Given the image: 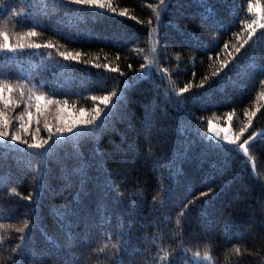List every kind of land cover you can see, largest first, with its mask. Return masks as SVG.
<instances>
[{"label":"trees","instance_id":"trees-1","mask_svg":"<svg viewBox=\"0 0 264 264\" xmlns=\"http://www.w3.org/2000/svg\"><path fill=\"white\" fill-rule=\"evenodd\" d=\"M111 2L115 13L66 0H0L10 35L35 27L42 35L34 42L56 46L0 54V75L28 77L85 109L94 106L85 97L133 84L94 135L47 152L0 147V264H197L196 253L211 260L199 264H264V29L235 52L255 0H168L166 10L159 0ZM66 51L84 53L81 62L64 61ZM145 57L150 75L137 81ZM229 112L233 134L251 118L241 137L251 139L247 155L208 141V120L226 123ZM47 123L55 125V108ZM44 124L41 117L22 137L47 139ZM204 191L211 194L196 199ZM25 219L27 239L14 252Z\"/></svg>","mask_w":264,"mask_h":264},{"label":"snow or ice","instance_id":"snow-or-ice-1","mask_svg":"<svg viewBox=\"0 0 264 264\" xmlns=\"http://www.w3.org/2000/svg\"><path fill=\"white\" fill-rule=\"evenodd\" d=\"M68 4L76 6H87L92 9H99L101 11L107 10L112 13L116 12V9L112 6L111 0H66ZM168 0H159V6L164 7L166 10V3ZM203 3V0H201ZM149 7H153L151 4ZM153 11L156 13L157 24L160 20V11L156 8H153ZM211 7L206 8V15L202 18L207 19L211 15ZM247 12L253 17L251 19H245L242 23V30L247 32V39H243V32L236 33L235 36L237 40H243L239 47L235 49L236 53L240 52V49L243 48L246 44L252 40L253 36L256 34L257 29H264V3H261V0H255V2H249L247 5ZM13 15H19V13H13ZM120 16H126V11L119 13ZM134 18V17H133ZM0 19H3L0 17ZM151 24V20L149 21ZM42 35L41 32H38L35 27H31L26 31H18L13 35H10L8 31L5 30L4 25H0V54L2 53H11L15 56L17 53L25 52L26 50H35L39 51L40 49H53L56 46L51 42H45L43 44L36 43L33 41V38ZM151 36V31L149 33ZM15 40V42H13ZM229 44L226 42L223 48L228 49ZM153 52H156V48L152 49ZM59 55L64 61H76L81 62V56L84 53L81 52H59ZM219 55V54H218ZM231 55V53H229ZM119 59V56H117ZM209 59L212 60L213 57L209 55ZM232 60H235V57H232ZM232 60L223 61L219 70L212 73L214 77L220 75V73L228 68ZM145 63L141 65L139 72L140 75L136 77V80H144L149 77L150 73L145 72L146 68H151L153 61H149L145 57ZM95 67H100L96 64ZM105 67H108L105 65ZM132 66L129 65V68ZM109 71L116 72L118 69L109 68ZM123 75V73H120ZM134 83V82H133ZM261 85H264V80H261ZM133 86L132 83H126L125 87L120 90H113L109 94L103 96H88L84 99L91 100L94 106L91 109L77 108L75 104H70L67 98H60L54 92H46L41 90L44 86L37 85L32 83L31 79L28 77L21 78H12L10 76L0 75V147L15 149V145H25L27 149L34 150L37 153L40 150L51 151L52 147L58 146L60 144L66 143L75 136L82 135H94L95 131L102 127L108 117V114L111 113L113 108H116L117 105L126 99V93L129 88ZM204 85L201 84L200 87ZM189 91V87L185 86L176 93L178 96H182L184 93ZM261 95H264L262 93ZM116 98V101L113 98ZM101 105L103 107H101ZM23 106V110L17 114L14 118L9 116V110H15V108H20ZM52 108H55V125H50L47 123V117ZM234 111V110H233ZM259 111V109H257ZM246 116L254 117L256 112H245ZM45 118L44 129L47 132V139L38 138L36 135L32 136L31 142L28 139H24L21 135L23 132L25 135L29 134L31 125L33 123L39 125L40 118ZM233 118V112L227 113V120L229 125H231ZM13 119L16 122V126H13ZM251 118L249 119L248 125H245L244 128L240 129L239 134H233V129L231 126L228 127H218L213 123L212 120L207 122V132L209 134L208 141L217 148L220 147L221 142L226 145L236 146V150H242L245 155L249 153V139H244L241 141V137L244 135L248 127L251 126ZM40 131L39 127L36 128V133ZM221 132L223 136L221 137ZM51 141V144H50ZM49 147L46 148L45 146ZM12 194L15 193L13 190ZM210 191H204L199 194L196 199H199L204 196H209ZM31 201L33 199L32 195L29 194L27 197H24ZM195 200H190L189 204H194ZM188 207V204H185L181 209L180 215H184V211ZM177 226L180 225V221L177 220ZM29 220L25 219L23 221V227L16 228L15 231L20 233L21 245H18L17 248L13 249L14 252H19L20 248L23 246V242L27 237L24 235L25 231L29 229ZM107 244H105V248ZM113 248L117 246L112 245ZM103 250V249H102ZM101 250V251H102ZM196 256L199 257V253H196ZM209 259L206 255L205 260ZM13 264H22V261L13 260ZM199 264V261H197Z\"/></svg>","mask_w":264,"mask_h":264},{"label":"rangeland","instance_id":"rangeland-1","mask_svg":"<svg viewBox=\"0 0 264 264\" xmlns=\"http://www.w3.org/2000/svg\"><path fill=\"white\" fill-rule=\"evenodd\" d=\"M213 123L215 124V125H217L218 127H228V126H230L229 125V123H228V121L226 122V123H219V122H216V121H213ZM207 136H209V134H208V132H207ZM223 136V132H221V137ZM251 140V139H250ZM222 143V142H221ZM241 152H243L242 150H240ZM199 260H204V261H206L207 263H211L210 261L211 260H205V256L204 257H197V256H195L194 258H193V261L194 262H197V261H199Z\"/></svg>","mask_w":264,"mask_h":264}]
</instances>
